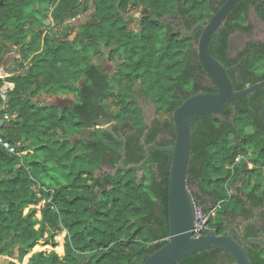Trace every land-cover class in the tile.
Returning a JSON list of instances; mask_svg holds the SVG:
<instances>
[{
  "label": "trees",
  "instance_id": "obj_1",
  "mask_svg": "<svg viewBox=\"0 0 264 264\" xmlns=\"http://www.w3.org/2000/svg\"><path fill=\"white\" fill-rule=\"evenodd\" d=\"M83 1L2 0L0 5V56L15 47L17 64L22 70L25 62L28 65L20 75L7 77V104L0 98L1 116L16 113L0 127V135L17 144L20 153L0 149V255L17 260L8 264H21L41 240L57 245L55 235L63 230L62 256L53 250L40 251L26 264H140L167 241L170 152L150 151L147 181L138 179L136 169L118 168L113 175L106 172L104 184L94 176L102 166H116L122 145L104 128L92 126L101 111L90 114L89 105L92 110L96 105L106 108L105 101L111 97L110 78L93 61L102 55L101 48H110V57L122 60L118 75L112 77L118 111L111 113L126 126L122 133L115 131L126 137V166L144 156L139 136L146 125L139 98L150 100L157 112L169 114L154 119L152 135L146 140L168 146L175 139L173 109L192 94L213 92L197 76L202 68L197 49L201 28L174 33L162 18L180 13L191 31L194 25L205 24L224 0L217 8L213 0H92L94 22L80 25L74 39L43 37L28 28L29 24L41 25L35 15L48 11L60 25L79 11ZM138 6L148 14L139 20L135 36L126 14ZM250 9L264 22V0H239L209 41L211 55L225 68H232L227 73L234 90L264 80V37L245 41L235 55L230 51L233 33L253 29L248 20ZM43 93L71 94L75 100L65 108L31 100ZM233 105L236 113L229 120ZM263 107L264 87L232 99L219 111L225 120L210 114L191 119L187 186L203 210L221 201V208L209 219L218 234L226 233L225 221L232 214L250 219L260 209L256 221L264 225V125L259 117ZM134 126L138 136H127ZM87 128L93 130L89 140L81 137ZM239 183L251 201V211L244 209L233 191ZM41 199L47 201L37 218L32 205ZM263 230L250 225L245 235L259 236ZM247 251L251 264H264L261 243H247ZM226 263L234 264L227 251L209 248L174 264Z\"/></svg>",
  "mask_w": 264,
  "mask_h": 264
},
{
  "label": "water",
  "instance_id": "obj_2",
  "mask_svg": "<svg viewBox=\"0 0 264 264\" xmlns=\"http://www.w3.org/2000/svg\"><path fill=\"white\" fill-rule=\"evenodd\" d=\"M239 0H224L218 9L207 19L205 24H196L201 28L198 38V60L202 68L210 78L213 92H200L192 94L183 99L175 107L171 114L174 126L175 139L172 145L159 146L156 144L144 145V158L135 164H124L125 158V137H119L112 129V117L108 121L98 119L96 123L104 127L106 131L112 134L117 140L122 142L121 158L116 167L110 172L114 174L117 169H139L149 160L150 150L166 151L171 153L167 175V205H168V229L169 235L166 243L148 255L140 264H174L190 254L209 248H220L227 251L233 258L234 264H251L247 243L259 241L264 244L261 237L247 238L240 243L235 236L228 230L224 234H218L215 230H209L198 235H194L193 227L195 222V199L187 186V166L191 153V119L196 115L210 114L219 120H225L219 111L222 110L232 99L249 95L252 92L264 87V80L245 88L234 90L232 81L228 75L230 68H225L209 51V41L213 33L223 23L231 9ZM3 2L0 0V5ZM185 30H188L185 27ZM1 111V108H0ZM232 115L236 113L232 106ZM233 116L230 118L233 119ZM260 120L264 125V107L259 113ZM4 120L0 117V126ZM93 130L87 128L84 130V138L89 140V134ZM245 235L242 227V236Z\"/></svg>",
  "mask_w": 264,
  "mask_h": 264
},
{
  "label": "rangeland",
  "instance_id": "obj_3",
  "mask_svg": "<svg viewBox=\"0 0 264 264\" xmlns=\"http://www.w3.org/2000/svg\"><path fill=\"white\" fill-rule=\"evenodd\" d=\"M92 0H87L83 1V4L80 6L79 11L75 15H69L67 16L63 23L60 25H57L54 23L50 12L46 15H40L36 14V18L38 21L41 23V25L38 24H29L28 28L30 30H35L36 33L41 34L43 37L49 36L55 39H60L64 38L66 36H69L70 38L74 39L76 36V32L79 29V26L82 24L86 23H93L94 18L92 16V7H91ZM33 4H30L27 8L28 12H31ZM37 5V4H35ZM144 9L143 7H136L128 14H126V19L128 22V27L134 32V35L136 36V32L138 31V26H139V20L141 17L144 15ZM252 24H253V29L251 30L250 33H244L237 31L233 33L230 36V49L231 52H237L242 45L244 44L245 41L247 40H261L264 37V24L261 23L258 19L257 16L254 12L253 9H250L249 11V19H248ZM10 51H9V50ZM8 53L2 55L0 58V66L1 68L6 71L12 73H18L17 75H20L24 70L21 69V67L17 64V57H16V49L13 47H9ZM109 50L110 48H101L102 55L101 56H94L93 61L96 63L105 73L108 74V77L110 78V81L112 83V87L110 89L111 97L107 98L105 103H106V108L108 111L115 113L118 111V106L115 103L116 100V94H117V86L114 83V79L112 78L113 76L118 75V70L120 67V64L122 62L121 58L119 56H114L110 57L109 55ZM27 65V62H25ZM28 66V65H27ZM36 99L38 100L36 103L37 104H46V105H53L58 108H65L67 106H70L72 102L75 100V97L71 94L69 95H56V96H51L49 94H41L39 97ZM140 107H144L147 110L146 114V119L147 121H151L152 119H164L168 118L169 114L165 112H157L154 104L151 101L148 100H140L139 101ZM98 128H104L101 126H97ZM92 133V132H91ZM89 134V136L91 135ZM82 133V138H84ZM72 141L75 138H71ZM138 177L139 179L141 177H144L145 180L147 181L149 179V172L147 171V168L144 170V172L140 171L138 172ZM68 179V178H67ZM66 179V180H67ZM64 236L65 232L60 231L55 235V240L56 246L54 249L57 251V254L60 256L63 255L64 250H63V241H64ZM44 240L39 241L37 245H35L32 250L29 252V254L24 258L23 262L21 264H26L28 258L37 252L44 251V252H49L52 250L51 244H45ZM16 258L9 257L7 255H0V264H8L9 262H16Z\"/></svg>",
  "mask_w": 264,
  "mask_h": 264
},
{
  "label": "flooded vegetation",
  "instance_id": "obj_4",
  "mask_svg": "<svg viewBox=\"0 0 264 264\" xmlns=\"http://www.w3.org/2000/svg\"><path fill=\"white\" fill-rule=\"evenodd\" d=\"M214 3H213V6L214 8L218 7L219 6V3L221 0H213ZM144 9V15H147L148 14V10L146 8H143ZM214 10L211 11V13H213ZM163 20H166V22L172 27L173 29V32L174 33H179L181 34L182 32H186L187 31L185 30V25L183 23V20L185 19V16L180 14V13H175V14H165L162 18ZM257 19L264 24L263 21H261L258 17ZM187 29V28H186ZM194 29H191V31L188 30V33H191ZM8 49V48H7ZM6 49V51L3 53L6 54L8 53V50ZM10 51V50H9ZM231 51V50H230ZM235 53V52H234ZM234 53L231 52L232 55H235ZM1 58V56H0ZM230 69H232L230 67ZM229 69V70H230ZM204 73V74H203ZM197 76L201 78V82L205 85V86H208L207 88H211L210 86L212 85V82L210 80V78L208 77L207 73L205 72V70L203 68L200 67V69L197 70ZM212 89V88H211ZM140 100H148V99H138V101ZM150 101V100H148ZM140 106V105H139ZM234 106V105H233ZM141 108V111H142V116L144 118V121H145V125H146V128H144V130L142 131V133L140 134L139 136V146L141 145L144 149V145L145 144H155V142L151 141V142H146V140L152 135V129H153V121L154 119H152L151 121H147L146 119V114H147V110L144 108V107H140ZM89 109H90V114H93L94 112H96L98 109L101 111V114H98V116L93 119L92 121V126L93 127H97L98 124L96 123V121L98 119H103L104 121H108L109 117L107 116L106 113H110L111 114V117H112V129L113 131H118L119 133H122V131L124 130V128L126 127L124 124H119L116 120H114L113 118V114L108 111L105 107L101 106V105H96L95 108L92 110L91 109V106L89 105ZM233 114V113H232ZM231 114V116L229 117V120H231L230 118L233 116ZM92 129V128H91ZM127 136H132V135H137L138 136V130H137V127H131V130H128L127 132ZM159 134V133H158ZM160 136V135H158ZM158 136L156 135L155 139L157 138L158 139ZM120 137H125V136H120ZM126 139V137H125ZM125 144H126V141H125ZM157 145V144H156ZM151 150H154V149H151ZM150 150V151H151ZM125 153H126V150H125ZM136 153V152H135ZM134 153V154H135ZM143 154H145V151L143 152ZM137 156V155H135ZM144 158V156H143ZM142 158V159H143ZM150 158V156H149ZM141 159V160H142ZM125 160V158H124ZM140 160V161H141ZM139 161V162H140ZM119 162V161H118ZM138 163V162H137ZM118 164V163H117ZM116 164V165H117ZM146 165V164H145ZM145 165L139 169H136V175L138 177V172L142 171L144 172V170L146 169ZM150 166V165H149ZM116 167V166H115ZM114 167V168H115ZM114 168H107L106 166H102L101 169H98V170H95L94 171V176L95 178H98L99 181L101 183L104 184V179H105V176H106V172H108L110 174V172L114 169ZM120 168V167H119ZM151 169L155 170L156 167L152 165ZM112 175V174H110ZM139 179V177H138ZM242 188H243V185L242 183H239L236 188L233 189L234 193L235 194H238L241 198V201H242V204H243V207L245 210L247 211H251L252 210V204H251V201L248 199L247 197V194L246 192H242ZM95 190L97 191L98 190V185L96 186ZM261 212L260 209L258 210H255L254 213H253V217L250 218V219H246L243 215H238V216H233L230 215L228 217V219L225 221V224L227 226V230H231V233L235 236V238L240 242V243H243L247 238H250L252 236H247V235H244L242 236V227H244V230H245V233H246V228L250 225L254 226L255 227V230H259L260 227H264L263 223L260 222V221H256V218H257V214ZM248 213V212H247ZM258 235L259 236H255V237H261L264 239V230L263 231H258ZM251 242H257V243H261L259 241H251ZM250 243V242H248ZM262 244V243H261ZM264 246V244H262ZM227 264V263H226Z\"/></svg>",
  "mask_w": 264,
  "mask_h": 264
},
{
  "label": "built area",
  "instance_id": "obj_5",
  "mask_svg": "<svg viewBox=\"0 0 264 264\" xmlns=\"http://www.w3.org/2000/svg\"><path fill=\"white\" fill-rule=\"evenodd\" d=\"M13 48L16 49L15 47ZM18 56L19 55L16 54V57ZM10 75H12V73L4 71L2 68L0 69V79L3 80V84L0 86V98L4 104H7V100H8L7 92L9 89V83L6 81V79L7 77H10ZM0 117L4 120V123H5L6 121H9L12 116L9 115L8 113H4L3 116L0 115ZM0 149L4 150L8 154H20L17 149V144H14L9 139L4 138L2 135H0ZM46 201L47 199H41V201L35 207L37 209L43 207ZM220 208H221V201L216 202L215 204L209 206L206 210H203L202 208H199L196 206L195 222H194V227H193L194 235H198L200 233H204L209 230H212L209 225V219L211 217H214L216 215V212ZM51 246H52V250L57 253V251L54 248L58 245H55V246L51 245Z\"/></svg>",
  "mask_w": 264,
  "mask_h": 264
},
{
  "label": "crops",
  "instance_id": "obj_6",
  "mask_svg": "<svg viewBox=\"0 0 264 264\" xmlns=\"http://www.w3.org/2000/svg\"><path fill=\"white\" fill-rule=\"evenodd\" d=\"M25 66H27L26 64L24 65V67ZM0 69H1V66H0ZM10 73V72H9ZM11 76V75H10ZM0 80H2V79H0ZM56 96V95H55ZM37 98L39 97V95L38 96H36ZM36 97H31V100L34 102V103H36L38 100L36 99ZM37 104V103H36ZM40 105H44V104H40ZM12 117V119H14L15 118V116H16V113H13L12 115H11ZM26 153V152H25ZM38 205V204H37ZM32 206H36V205H32ZM32 206H30V207H32ZM28 210V208L25 210V212ZM36 216H37V218H40V216H41V212H40V208L39 209H37V213H36ZM65 232V231H64ZM64 248V247H63ZM64 250V249H63Z\"/></svg>",
  "mask_w": 264,
  "mask_h": 264
}]
</instances>
